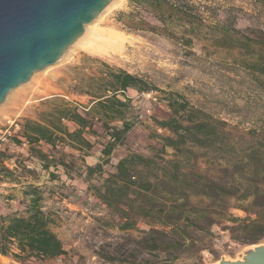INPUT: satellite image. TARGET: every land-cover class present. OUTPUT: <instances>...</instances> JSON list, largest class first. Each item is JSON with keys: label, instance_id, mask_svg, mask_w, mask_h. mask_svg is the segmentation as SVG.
<instances>
[{"label": "trees", "instance_id": "16d2710c", "mask_svg": "<svg viewBox=\"0 0 264 264\" xmlns=\"http://www.w3.org/2000/svg\"><path fill=\"white\" fill-rule=\"evenodd\" d=\"M255 1L264 8V0ZM130 5L153 14L162 23L178 24L182 28L180 41L186 48L192 47L203 29L219 30L218 43L236 45L254 57L246 67L264 83V28L242 30L233 20L221 21L215 14L216 0H130ZM132 21L130 28L139 30L141 19ZM73 69V91L88 95L89 104L65 103L52 109L46 120H26V129L32 142L41 138L53 145L52 151L60 142L57 160L45 151L34 150L46 160L45 168L51 162L75 168L78 158L65 155V149L70 148L80 152L79 158L92 176L103 168L102 163L86 162L95 146L93 139L107 138L102 153L107 157L104 163H108L136 125L131 115L133 95L144 97L157 88L139 75L86 53ZM166 101L171 113L165 119L155 117L154 122L162 143L159 153L171 149L174 157L165 160L156 153L146 156L130 152L118 161L103 186L95 188L101 201L124 219L122 229H134L138 218L150 226L138 239L142 250L130 249L128 264H173L196 247V231H209L223 220L233 224L224 230L245 246L264 240V116L260 128L237 130L191 106L180 93L170 92ZM63 118L76 127L71 130ZM194 148L204 151V157L213 153L225 161L218 173L211 176L195 168L200 158ZM45 195L37 184L3 194L0 255L11 257L16 264L32 260L46 264L67 255L51 228L53 219L45 211ZM232 208L246 212L247 219L241 222L232 217Z\"/></svg>", "mask_w": 264, "mask_h": 264}, {"label": "rangeland", "instance_id": "374dc122", "mask_svg": "<svg viewBox=\"0 0 264 264\" xmlns=\"http://www.w3.org/2000/svg\"><path fill=\"white\" fill-rule=\"evenodd\" d=\"M216 4L215 14L221 21L233 20L242 30L264 28V8L259 2L216 0ZM120 12H125V16L121 17ZM133 18L141 19L139 30L130 28ZM93 23L100 29L123 35L120 46L107 53L93 54L75 43L59 62L35 72L29 82L12 90L0 105V114H21L25 120H46L52 109L65 103L87 106V99L73 91V68L80 64L84 53L145 78L157 91L150 97L133 95L135 107L131 115H134L136 125L125 142L113 151L108 163H104L107 157L102 153L107 138L93 139L95 161L103 164L101 172L89 176L86 164L78 157L75 168H44L39 173L34 172L29 183V180L9 175L12 181L25 182L9 191H23L37 184L46 192L44 207L53 219L51 228L68 252L60 261L46 264H128L130 249L142 250L137 242L142 230L150 228L149 224L138 218L136 227L125 231L121 227L124 219L101 201L95 188L103 186L104 179L115 172L118 161L130 152L146 156L156 153L165 160L174 157L171 149L159 153L162 143L157 138L159 131L154 122L155 117L165 119L171 113L166 101L170 92L182 94L191 106L237 130L260 128L264 116V83L246 67L254 57L236 45L218 43L219 30L203 29L192 47L186 48L180 41L182 28L178 24L162 23L153 14L131 6L130 0H118ZM91 25L85 26L83 36L92 31ZM234 135L239 138L237 131ZM193 151L200 158L195 168H200L204 174L215 175L224 165L225 161L219 155L215 157L212 153L204 157V151L198 148ZM28 174L31 172L23 171L21 177ZM0 200H3V194H0ZM230 215L241 222L247 219V213L236 208L230 210ZM225 226L233 224L223 220L221 225H214L209 231H196L193 234L196 247L173 264H213L222 257L239 258L249 245L233 239L232 233L224 230ZM0 262L16 264L6 258H1ZM27 264L42 263L32 260Z\"/></svg>", "mask_w": 264, "mask_h": 264}, {"label": "water", "instance_id": "95a60500", "mask_svg": "<svg viewBox=\"0 0 264 264\" xmlns=\"http://www.w3.org/2000/svg\"><path fill=\"white\" fill-rule=\"evenodd\" d=\"M113 0H0V105L33 74L59 62ZM213 264H264V243Z\"/></svg>", "mask_w": 264, "mask_h": 264}, {"label": "built area", "instance_id": "2783aa9c", "mask_svg": "<svg viewBox=\"0 0 264 264\" xmlns=\"http://www.w3.org/2000/svg\"><path fill=\"white\" fill-rule=\"evenodd\" d=\"M152 93L145 95L150 97ZM62 122L69 128L76 127L66 118H63ZM56 148L60 149V142H57ZM34 150L52 151L53 145L41 138L32 142L26 129V120L21 114H0V194H5L11 188L18 186L16 181L9 178V175L33 180L32 174L39 173L45 168L46 160L39 158ZM23 171L31 172V174L21 177ZM60 260V257L55 259V261Z\"/></svg>", "mask_w": 264, "mask_h": 264}, {"label": "bare ground", "instance_id": "6f19581e", "mask_svg": "<svg viewBox=\"0 0 264 264\" xmlns=\"http://www.w3.org/2000/svg\"><path fill=\"white\" fill-rule=\"evenodd\" d=\"M117 1L113 0L108 5V8L113 6ZM95 24L92 23L91 26L93 27H90L92 31L87 32L84 36L82 35L76 41V45L79 44L85 51L93 54L107 53L120 46L124 40L123 35L115 31L100 29Z\"/></svg>", "mask_w": 264, "mask_h": 264}, {"label": "crops", "instance_id": "0c3cea01", "mask_svg": "<svg viewBox=\"0 0 264 264\" xmlns=\"http://www.w3.org/2000/svg\"><path fill=\"white\" fill-rule=\"evenodd\" d=\"M79 97H81L83 99H87L88 104H89L90 97L88 95H80ZM75 105H80V104L75 103ZM36 120L38 121L40 119L36 118ZM70 129L72 130V128H70ZM61 150L58 148V149H55V151H50V150L48 151V150H46V152L48 154H50V156H53L55 160H57L60 157V151ZM94 150H95V148L93 147L92 150L89 151V155L86 157V162L89 163V164L90 163H94V161L96 159V156H95L96 154H94ZM65 155H71L72 158L77 159L79 157V155H80V152L77 151V150H74V149L67 148V149H65ZM50 160H52V159H50ZM49 165H50L49 168H63L58 163L55 164V163L51 162ZM29 182H32V181H30V180L27 181V183H29ZM33 183H36V182L33 181ZM17 184H18V187H20V185L25 184V182H21L20 181V182H17ZM1 258H6L8 260H12L13 261V259L11 257H8V256H2V255H0V259Z\"/></svg>", "mask_w": 264, "mask_h": 264}]
</instances>
